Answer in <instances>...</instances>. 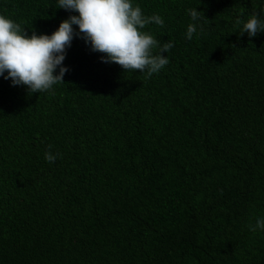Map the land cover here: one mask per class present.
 Segmentation results:
<instances>
[{
  "label": "trees",
  "instance_id": "obj_1",
  "mask_svg": "<svg viewBox=\"0 0 264 264\" xmlns=\"http://www.w3.org/2000/svg\"><path fill=\"white\" fill-rule=\"evenodd\" d=\"M134 3L174 44L158 73L74 38L52 90L0 77V264H264L249 228L264 217V33L235 24L264 17V0ZM56 6L0 0V13L50 34L70 14Z\"/></svg>",
  "mask_w": 264,
  "mask_h": 264
},
{
  "label": "clouds",
  "instance_id": "obj_2",
  "mask_svg": "<svg viewBox=\"0 0 264 264\" xmlns=\"http://www.w3.org/2000/svg\"><path fill=\"white\" fill-rule=\"evenodd\" d=\"M57 8L70 14L49 33L33 31L30 35L10 16L0 13V77L12 86H25L28 93L44 92L64 81L69 66L63 62L73 39L79 38L91 51L102 53L103 63H116L124 70H141L147 76L158 73L169 63L164 52L174 46L171 40L160 43L146 25H164L159 14L145 15L134 0H57ZM191 21L185 32L187 39L202 30L200 11L187 9ZM240 34L249 37L264 33V17L251 13L246 20L238 16ZM158 49V51H153ZM59 154L46 151L44 158L54 162ZM252 232L264 231V217H258Z\"/></svg>",
  "mask_w": 264,
  "mask_h": 264
}]
</instances>
